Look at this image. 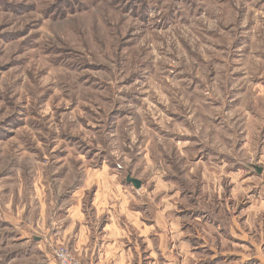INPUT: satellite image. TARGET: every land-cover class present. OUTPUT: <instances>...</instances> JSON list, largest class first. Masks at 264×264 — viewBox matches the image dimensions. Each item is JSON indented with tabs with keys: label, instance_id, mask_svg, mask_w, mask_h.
Masks as SVG:
<instances>
[{
	"label": "rangeland",
	"instance_id": "374dc122",
	"mask_svg": "<svg viewBox=\"0 0 264 264\" xmlns=\"http://www.w3.org/2000/svg\"><path fill=\"white\" fill-rule=\"evenodd\" d=\"M263 127L264 0H0V211L117 176L129 209L178 212L195 260L263 259L264 211L233 182L264 168Z\"/></svg>",
	"mask_w": 264,
	"mask_h": 264
},
{
	"label": "crops",
	"instance_id": "0c3cea01",
	"mask_svg": "<svg viewBox=\"0 0 264 264\" xmlns=\"http://www.w3.org/2000/svg\"><path fill=\"white\" fill-rule=\"evenodd\" d=\"M260 133L264 135V127ZM233 172V182L249 181L247 211H264V168L246 162L244 166L236 163ZM242 174L245 178L240 182ZM115 178L117 176H105L101 184L94 182L90 186L91 180H88L86 190L93 189L92 192H82L77 186L69 191L51 192L47 185L41 184L38 193L27 199L24 210L14 204V197L9 199L8 209L0 211V242L13 240L7 263L57 264L53 250L66 246L83 264H217L229 263L234 258V264H264V258L254 253L253 257L251 254L245 256L242 251L233 257L219 254L195 260L187 224L177 226L178 212L129 209L134 201H139L138 193L132 188L135 192L132 189L120 191V199L110 196L107 179L113 183ZM236 189L241 188L237 185ZM184 213L192 218V211ZM196 213L206 220L205 211ZM261 234L264 236V232ZM239 239L242 248L251 247L250 239ZM36 255L42 259L34 261Z\"/></svg>",
	"mask_w": 264,
	"mask_h": 264
},
{
	"label": "built area",
	"instance_id": "2783aa9c",
	"mask_svg": "<svg viewBox=\"0 0 264 264\" xmlns=\"http://www.w3.org/2000/svg\"><path fill=\"white\" fill-rule=\"evenodd\" d=\"M53 257L57 264H83L69 249L58 247L54 250Z\"/></svg>",
	"mask_w": 264,
	"mask_h": 264
},
{
	"label": "water",
	"instance_id": "95a60500",
	"mask_svg": "<svg viewBox=\"0 0 264 264\" xmlns=\"http://www.w3.org/2000/svg\"><path fill=\"white\" fill-rule=\"evenodd\" d=\"M127 182L131 183L136 189H140L142 185L139 180L132 178L131 175H128Z\"/></svg>",
	"mask_w": 264,
	"mask_h": 264
}]
</instances>
